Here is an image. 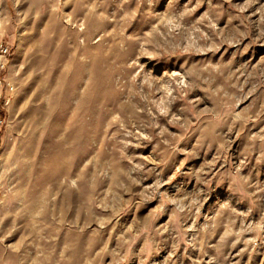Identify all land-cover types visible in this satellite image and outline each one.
<instances>
[{
    "label": "rangeland",
    "instance_id": "1",
    "mask_svg": "<svg viewBox=\"0 0 264 264\" xmlns=\"http://www.w3.org/2000/svg\"><path fill=\"white\" fill-rule=\"evenodd\" d=\"M0 40V264H264V0H0Z\"/></svg>",
    "mask_w": 264,
    "mask_h": 264
},
{
    "label": "built area",
    "instance_id": "2",
    "mask_svg": "<svg viewBox=\"0 0 264 264\" xmlns=\"http://www.w3.org/2000/svg\"><path fill=\"white\" fill-rule=\"evenodd\" d=\"M13 52L10 45H8L3 40H0V108L8 103V94L13 91L6 79V73L9 69V64L12 60ZM8 89V90H5ZM3 114L0 113V125L2 121Z\"/></svg>",
    "mask_w": 264,
    "mask_h": 264
},
{
    "label": "crops",
    "instance_id": "3",
    "mask_svg": "<svg viewBox=\"0 0 264 264\" xmlns=\"http://www.w3.org/2000/svg\"><path fill=\"white\" fill-rule=\"evenodd\" d=\"M0 113H4L3 107L0 108Z\"/></svg>",
    "mask_w": 264,
    "mask_h": 264
}]
</instances>
